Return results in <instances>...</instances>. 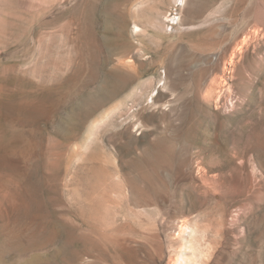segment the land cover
Masks as SVG:
<instances>
[{
  "label": "rangeland",
  "instance_id": "obj_1",
  "mask_svg": "<svg viewBox=\"0 0 264 264\" xmlns=\"http://www.w3.org/2000/svg\"><path fill=\"white\" fill-rule=\"evenodd\" d=\"M177 2L0 0V264H264V0Z\"/></svg>",
  "mask_w": 264,
  "mask_h": 264
},
{
  "label": "bare ground",
  "instance_id": "obj_2",
  "mask_svg": "<svg viewBox=\"0 0 264 264\" xmlns=\"http://www.w3.org/2000/svg\"><path fill=\"white\" fill-rule=\"evenodd\" d=\"M183 2H184V0H178L177 5H179V4L183 3ZM169 19H170V18H169ZM173 19H174V18H173ZM171 20H172V19H170V21H171ZM174 23H175V21H174ZM152 102H153V101H152ZM154 103H155V102H154ZM115 228H116V227H115ZM87 229H88V228H87ZM119 230H120V228H119ZM100 231H101V230H100ZM102 231H103V230H102ZM116 231H118V229H116ZM89 232H90V231H89ZM97 232H98V231H97ZM97 232H96V233H97ZM132 232H133V231H132ZM109 233H110V232H109ZM115 233H116V232H115ZM118 233H119V232H117V235H118V236H121V235H119ZM94 234H95V233H94ZM97 234H99V233H97ZM101 234H103V233H101ZM121 234H122V233H121ZM127 234H128V233H127ZM114 235H115V234H114ZM117 235H116L115 238H118ZM101 236H104V235H101ZM124 236H125V235H124ZM98 237H99V236H98ZM128 237H129V236H128ZM103 238H104V237H103ZM131 238H132V237H131ZM96 239H97V238H96ZM108 239H109V238H108ZM110 239H111V238H110ZM113 239H114V238H113ZM113 239H112V240H113ZM118 240H119V239H117V241H118ZM130 240H131V239H130ZM110 241H111V240H110ZM110 241H109V243H110ZM125 241H126V240H125ZM125 241L123 240V243H124ZM134 241H135V239H134ZM91 242H92V241H91ZM91 242H90V243H91ZM105 242H106V241H105ZM107 242H108V241H107ZM115 242H116V241H115ZM193 242H194V241H193ZM193 242H192V243H193ZM102 243H103V242H102ZM130 243H131V242H130ZM98 244H99V243H98ZM133 244H134V243H133ZM125 245H126V244H125ZM191 245H192V244H190V246H189L188 248H192V249H194V246H191ZM103 246H104V245H103ZM195 246H196V244H195ZM198 246H199V245H198ZM85 247H86V246H85ZM91 247H92V246H91ZM95 248H96V247H95ZM201 248H202V247H201ZM191 255H192V254H191ZM191 255H190V256H187V255H186V256H185V255L183 256V259H182V260H183V263H184V264H200L201 261H200L198 258H199V256L204 255V252H203V251H200L199 254H196V253L194 252L193 255H192V256H191ZM207 256H208V255H207ZM208 257H209V256H208ZM198 260H199L200 262H199ZM183 263H182V264H183ZM123 264H125V263H123ZM205 264H206V263H205Z\"/></svg>",
  "mask_w": 264,
  "mask_h": 264
}]
</instances>
